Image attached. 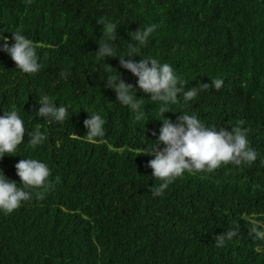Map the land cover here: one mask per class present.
<instances>
[{
  "label": "trees",
  "instance_id": "1",
  "mask_svg": "<svg viewBox=\"0 0 264 264\" xmlns=\"http://www.w3.org/2000/svg\"><path fill=\"white\" fill-rule=\"evenodd\" d=\"M101 18L116 24L121 56L131 31L157 25L134 58L171 64L185 88L208 84L164 116L175 122L185 111L206 125H239L256 160L186 171L153 197L148 188L161 183L147 166L154 157L138 153L158 135L161 105L119 57L97 56L106 38ZM14 30L37 45L41 69L23 74L0 51V115L15 108L26 129L39 127L46 139L34 148L26 131L0 169L19 186L15 164L34 157L50 176L19 208L0 212V264H264V0H0V33L11 42ZM115 69L136 88V113L105 86ZM213 79L223 80L221 89ZM38 94L66 106L69 118L38 117ZM86 109L105 121L92 141ZM233 229L218 247L216 235Z\"/></svg>",
  "mask_w": 264,
  "mask_h": 264
},
{
  "label": "clouds",
  "instance_id": "2",
  "mask_svg": "<svg viewBox=\"0 0 264 264\" xmlns=\"http://www.w3.org/2000/svg\"><path fill=\"white\" fill-rule=\"evenodd\" d=\"M97 22L103 25L102 32L106 37L97 42V56L103 59L119 57L121 67L137 77L136 86L145 93L151 94V100L160 102L161 105L157 118L162 121V126L158 135L154 131L155 141H151L150 147H143L138 153L154 157L148 160L147 166L152 169L155 180L161 183L148 188L153 197L163 195L169 184L176 178L182 177L186 171L211 172L224 164L240 166L256 160L257 154L249 145L246 130L239 125L232 126L230 130L206 125L197 115L185 111H180L181 114L175 122L164 116V113L169 111V105L176 104L178 98H182L187 103L196 98L204 88L208 87V84H205L204 88L196 86L185 88L187 83L181 80L171 64L160 62L151 56L141 57L139 60L134 58L140 55L137 45L142 48L157 25H147L131 31L129 51L121 56L117 51L118 45L115 39L116 24L106 18H101ZM9 39L8 36L0 33V51L10 56L15 62L16 69L23 74L39 72L41 64L34 41L19 30L11 31V42ZM121 75L116 69L112 75L107 74L105 86L115 92L118 104L136 113L141 107L136 96V88L131 83H126ZM211 86L219 90L223 86V80L213 79ZM38 96L39 106L35 113L38 117L49 123H63L69 118L66 106L57 105L48 94H38ZM86 111L89 113L87 109ZM142 117L143 113L140 112L136 115V120L140 121ZM104 124L101 115L89 113L83 121L87 129V140L92 141L102 137ZM25 125L24 119L15 108L8 107L4 114L0 115V158L14 155L18 146L24 143L26 131L29 137L28 143L32 147L35 148L45 141V133L39 127L27 130ZM15 169L21 181L19 186L15 180L5 175L3 169H0V212L4 214L12 213L27 201L30 198V189L47 187L49 183L50 169L42 160L23 157L15 164ZM235 235V229L216 235L215 243L218 247H223L226 241L231 240Z\"/></svg>",
  "mask_w": 264,
  "mask_h": 264
}]
</instances>
